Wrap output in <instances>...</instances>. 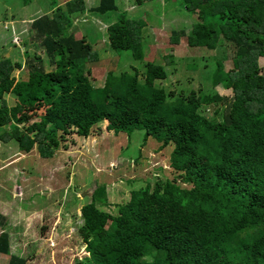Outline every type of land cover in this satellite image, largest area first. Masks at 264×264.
Listing matches in <instances>:
<instances>
[{"label":"trees","instance_id":"1","mask_svg":"<svg viewBox=\"0 0 264 264\" xmlns=\"http://www.w3.org/2000/svg\"><path fill=\"white\" fill-rule=\"evenodd\" d=\"M183 1L195 19L188 44L211 50L228 44L232 52L229 70L215 58L211 89L166 88L158 82L167 79L166 66L153 60L142 74L137 67L112 69L104 85L94 87L88 65L100 62V53L86 33L76 36L73 22L87 10L83 0L31 23L50 62L60 60L59 70L47 73L35 55L25 62L28 78L16 79L23 63L0 58V139L14 141L22 152L36 148L51 159L67 136L87 138L104 123L116 136L131 139L145 130V143L153 137L160 148L174 145L176 177H157L133 190L116 215L106 210V185L94 191L79 229L89 256L77 264H264V74L257 62L264 57V0ZM91 11H119L107 27L111 49L145 59L144 21L129 18L116 0H100ZM189 66L199 68V62ZM220 84L234 95L214 90ZM6 95L16 97L14 106ZM3 219L0 214V226ZM9 238L2 231L0 253L11 255L9 264H27L11 254Z\"/></svg>","mask_w":264,"mask_h":264},{"label":"rangeland","instance_id":"2","mask_svg":"<svg viewBox=\"0 0 264 264\" xmlns=\"http://www.w3.org/2000/svg\"><path fill=\"white\" fill-rule=\"evenodd\" d=\"M69 1L75 0H31L28 5L22 0H0V58L23 63L22 69L13 73L16 79L28 78L25 62L35 55L42 57L47 73L61 68L60 60L50 62L31 23L41 15L54 14L58 6L65 8ZM83 1L87 10L73 22L76 36L86 33L93 49L100 53V62L88 65L96 88L104 85L112 69L122 72L137 67L142 74L148 60L166 66L168 77L158 82L172 89L177 84L211 89L208 78L215 70L216 59L223 60L226 70L233 67L232 52L226 50L228 44L214 50L188 44L195 19L183 0H116L129 18L145 22L143 61L134 59L129 51H116L117 54L110 47L107 27L118 20L119 11L99 15L91 8L100 0ZM174 31L179 33L178 42L174 41ZM120 54L124 55L121 60ZM190 62H199V68L190 67ZM257 62L264 74V57H258ZM214 90L222 96L234 95L232 89L221 84ZM5 99L10 107L16 103L13 95H6ZM46 102L50 104L51 100ZM48 108L41 115H46ZM215 108L212 106L207 112L212 113ZM36 120L39 119L35 117ZM144 138L145 130H137L131 139L125 133L116 136L104 123L87 138L78 133L67 136L51 159L40 156L36 148L25 153L14 141L0 139V214L4 218L0 234L2 230L9 234L10 245L13 242L16 252L24 254L27 264H77L87 258L89 254L79 233L84 224L82 209L91 203L99 186L106 185L110 204L106 210L116 215L119 206L130 200L133 190L154 184L157 177H176L170 165L174 145L160 148L161 142L156 138L149 137L146 143ZM86 191L90 195L81 197ZM10 259L11 255L0 253V264H9Z\"/></svg>","mask_w":264,"mask_h":264},{"label":"crops","instance_id":"3","mask_svg":"<svg viewBox=\"0 0 264 264\" xmlns=\"http://www.w3.org/2000/svg\"><path fill=\"white\" fill-rule=\"evenodd\" d=\"M3 231V230H2ZM10 248H11V254H13V255H15V256H18V257H20V258H22V259H26V257L24 258L23 256H24V254H18L17 252H16V247H15V245H14V243L13 242H11V245H10ZM27 260V259H26ZM27 262H28V260H27Z\"/></svg>","mask_w":264,"mask_h":264},{"label":"water","instance_id":"4","mask_svg":"<svg viewBox=\"0 0 264 264\" xmlns=\"http://www.w3.org/2000/svg\"><path fill=\"white\" fill-rule=\"evenodd\" d=\"M88 195H90V192L86 191V193L82 194L81 197H85V196H88Z\"/></svg>","mask_w":264,"mask_h":264}]
</instances>
